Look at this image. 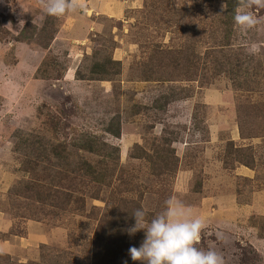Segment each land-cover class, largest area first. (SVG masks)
<instances>
[{
	"label": "rangeland",
	"instance_id": "rangeland-1",
	"mask_svg": "<svg viewBox=\"0 0 264 264\" xmlns=\"http://www.w3.org/2000/svg\"><path fill=\"white\" fill-rule=\"evenodd\" d=\"M84 2L57 18L0 0V264H139L145 232L110 228L173 196L206 222L198 247L264 264V8H240L258 20L242 30L223 0ZM105 60L117 74L91 73ZM82 136L118 152L70 147Z\"/></svg>",
	"mask_w": 264,
	"mask_h": 264
},
{
	"label": "clouds",
	"instance_id": "clouds-1",
	"mask_svg": "<svg viewBox=\"0 0 264 264\" xmlns=\"http://www.w3.org/2000/svg\"><path fill=\"white\" fill-rule=\"evenodd\" d=\"M39 3L47 15L57 18L85 8L84 0H39ZM240 8H264V0H239L234 21L242 30L253 29L257 18L249 11L241 12ZM132 216L135 224L127 229L128 234L145 232L141 246L129 249L133 261L139 264H225L216 250L198 247L206 222L176 197L166 199L163 210L150 220L143 208H137Z\"/></svg>",
	"mask_w": 264,
	"mask_h": 264
},
{
	"label": "trees",
	"instance_id": "trees-1",
	"mask_svg": "<svg viewBox=\"0 0 264 264\" xmlns=\"http://www.w3.org/2000/svg\"><path fill=\"white\" fill-rule=\"evenodd\" d=\"M223 2L225 5V10L223 13V18H222L221 23L224 26H228L234 22V15L236 14V10L238 9L239 0H223ZM35 30H37V29H35ZM37 31H39L40 33H45L47 31V24H45L41 29H39ZM115 64H118V63H116V62L112 63V61H110V60H105L102 63H94L92 66V69H91V73H93L97 77L102 75V74H104V76L117 74V73H115V70H116ZM230 65L232 66V62L230 63ZM110 66L112 67L111 70L109 68ZM238 67H239L238 64L235 63L234 69L238 68ZM101 77H103V76H101ZM247 86H249V85H247ZM249 90H250V86H249ZM119 125L120 124L118 122L116 124L110 125V128L107 129L106 132L110 133L112 136H114L116 138L119 137V135H120ZM96 144H98L99 146H97ZM61 146H62V144H57L52 148L49 147L48 154L50 155V157H53V158L61 161L64 164V166L67 168V166L69 164L66 163V159H67L70 152L66 148L61 149L60 148ZM70 147H74L75 149H77L79 151H83V152H86L89 154H93V153L99 154L101 152V150H103V149H104V152H107L108 150L118 152V149L116 147H112V146H110L104 142H98L97 140L95 141V138L90 137V136H82L81 138H77L76 140H74V142H72V144H70ZM108 156H109V154L105 153L104 157H108ZM240 164L244 165L245 167H252L253 161H251V162H249V161L240 162ZM75 168L82 175H85V176L86 175H94L95 176L94 181L99 182V179L102 180V174L100 175L99 172H97L95 170V167L92 164H90L89 162H86L84 159H81L80 163L75 164ZM98 176H99V179H98ZM40 188H43V186ZM50 190L51 189H47V191L49 193H46V194H44L43 191L40 193H36V194L39 196L44 195V199L50 200V202H51L52 197L54 195L51 194ZM54 193H57V192L54 191ZM124 214L129 216L126 218V220L124 219L125 220V226H121V227L113 226L110 228V231L117 232L118 234L123 235V237L128 234L127 229L135 224V218H133V216L130 217L129 211H125ZM127 220H129V221H127Z\"/></svg>",
	"mask_w": 264,
	"mask_h": 264
},
{
	"label": "crops",
	"instance_id": "crops-1",
	"mask_svg": "<svg viewBox=\"0 0 264 264\" xmlns=\"http://www.w3.org/2000/svg\"><path fill=\"white\" fill-rule=\"evenodd\" d=\"M95 14H96V11H95Z\"/></svg>",
	"mask_w": 264,
	"mask_h": 264
}]
</instances>
